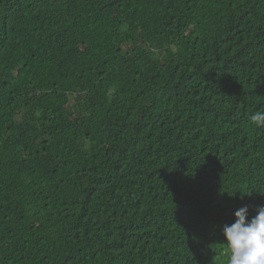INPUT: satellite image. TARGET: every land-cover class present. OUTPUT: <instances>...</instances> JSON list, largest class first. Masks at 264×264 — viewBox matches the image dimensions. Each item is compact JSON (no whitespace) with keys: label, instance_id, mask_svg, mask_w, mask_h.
I'll use <instances>...</instances> for the list:
<instances>
[{"label":"trees","instance_id":"obj_1","mask_svg":"<svg viewBox=\"0 0 264 264\" xmlns=\"http://www.w3.org/2000/svg\"><path fill=\"white\" fill-rule=\"evenodd\" d=\"M256 111L264 0H0V264H215Z\"/></svg>","mask_w":264,"mask_h":264},{"label":"clouds","instance_id":"obj_2","mask_svg":"<svg viewBox=\"0 0 264 264\" xmlns=\"http://www.w3.org/2000/svg\"><path fill=\"white\" fill-rule=\"evenodd\" d=\"M250 121L264 128V111L250 115ZM248 207L243 206L234 212V222L222 228L226 264H264V206L248 217Z\"/></svg>","mask_w":264,"mask_h":264},{"label":"rangeland","instance_id":"obj_3","mask_svg":"<svg viewBox=\"0 0 264 264\" xmlns=\"http://www.w3.org/2000/svg\"><path fill=\"white\" fill-rule=\"evenodd\" d=\"M214 257H215V264H226V259H227L226 251H220Z\"/></svg>","mask_w":264,"mask_h":264}]
</instances>
